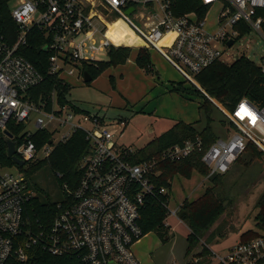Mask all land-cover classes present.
Returning <instances> with one entry per match:
<instances>
[{
    "label": "built area",
    "instance_id": "1",
    "mask_svg": "<svg viewBox=\"0 0 264 264\" xmlns=\"http://www.w3.org/2000/svg\"><path fill=\"white\" fill-rule=\"evenodd\" d=\"M174 0H17L11 17L17 35L9 45L0 36V140L14 144V155L28 166L49 156L59 142L80 131L90 143L83 158L77 187L61 188L64 199L56 202L49 225L32 218L31 199L21 174L15 175L0 165V264L14 257L28 259V251L38 247L54 257H75L83 264H140L132 246L143 237L142 210L149 197L166 195L169 189L158 186L157 167L162 161L179 162L201 150V140H186L160 153V159L132 162L137 149L117 143L116 135L98 112L70 103L60 104L52 93L46 101L34 102L28 92L43 81L42 74L19 51L33 30L44 36L50 74L83 76L84 65L96 62V54L122 45L155 49L182 77L202 92L196 75L221 61L223 48L241 37L247 26L264 39V0H200L208 10L177 14ZM220 5L214 25L208 12ZM133 10L127 14L129 8ZM117 21L143 42L115 41L107 36L108 26ZM139 25H138V24ZM117 34V33H116ZM161 41H165L162 43ZM231 44V45H232ZM262 52V46L251 57ZM240 56H236L238 58ZM249 57V58H251ZM257 65L264 75V56ZM256 63V62H255ZM84 77V76H83ZM213 101V100H212ZM234 125L225 138H217L202 154L201 161L212 174L225 173L253 143L264 154V103L260 106L243 98L232 110L213 101ZM120 126L125 125L119 120ZM46 130L47 143L38 147L33 136ZM62 130L58 139L55 132ZM166 209L167 220L177 209ZM171 216V217H170ZM217 264H264V236L258 235L225 250L211 251Z\"/></svg>",
    "mask_w": 264,
    "mask_h": 264
},
{
    "label": "trees",
    "instance_id": "2",
    "mask_svg": "<svg viewBox=\"0 0 264 264\" xmlns=\"http://www.w3.org/2000/svg\"><path fill=\"white\" fill-rule=\"evenodd\" d=\"M11 0H0V36L11 45L17 35V25L11 17L9 6ZM173 8L177 14L195 11L202 17L208 10L200 0H174ZM241 36L250 32L247 26H241ZM142 41L138 42L140 46ZM44 36L37 30L31 31L27 37V44L20 47V53L29 60L35 68L42 74L43 81L28 92V96L34 102L46 101L52 93L56 95L57 102L60 104L70 103L67 98L70 85L56 75L50 74L48 70V53L43 49ZM136 45L137 42H130ZM133 47L119 46L111 47L107 51L108 61H96L84 65V72L87 71L92 80L110 67L124 64ZM135 57L136 65L145 70H151L150 52L145 47H137ZM196 82L203 92L190 83V87H185L183 82L173 85L172 90L180 94H194L199 98L198 111L200 117L195 122L176 121L171 127L160 135L153 137L143 147L130 156L132 162H141L149 159H160V153L167 147L174 144H182L186 140H201L202 146L199 152L191 157L179 162L162 161L157 170L160 176L156 178L158 186H165L170 190L171 180L176 175L190 178L192 172H197L204 177H210L209 168L201 161L203 152L217 139L222 133L227 135L234 125L229 122L227 117L213 103L220 104L227 110H232L237 102L246 98L255 105L264 103V75L261 68L250 58L241 56L232 63L226 64L222 61L215 62L203 69L195 77ZM91 80V81H92ZM90 81V82H91ZM185 82V81H184ZM89 83V82H88ZM183 95V94H182ZM213 100V101H212ZM222 118L218 119L217 115ZM217 124V125H216ZM222 131V133H220ZM50 133L46 130L38 131L33 140L38 147L47 143ZM4 139L0 140V165L19 167L7 155ZM90 150V143L85 139L82 132L77 131L65 142H59L45 159L39 160L28 166L27 172H32L47 166L59 187L66 184L74 190L81 178V162ZM264 156L253 143H247L244 151L232 163L234 169H228L225 173L217 174L211 181L212 187L194 200L184 199L180 204L177 216L182 220L188 229L186 237L187 246L185 255L192 252L193 248L201 241L204 235L214 226L224 213V202L231 200L230 187L239 188L240 183L246 186L256 175L261 174V159ZM255 166L261 169H251ZM264 168V167H263ZM249 171V172H247ZM242 179V181H241ZM241 181V182H240ZM35 196L31 199L32 218L38 219L45 225H49L56 211V202H51L45 191L35 183L33 184ZM237 190V189H236ZM168 199L166 195H155L149 197L142 210L140 226L143 234L154 231L164 238L168 234L169 227L164 226L166 209L163 202ZM255 207L257 212L254 216L255 230H248L241 234L240 241L250 240L258 235L264 236V190L257 200ZM194 264H209L211 261V251L203 245L196 253ZM5 264H83L75 257H54L48 255L38 247L28 251V259L20 262L14 257L9 258Z\"/></svg>",
    "mask_w": 264,
    "mask_h": 264
},
{
    "label": "rangeland",
    "instance_id": "3",
    "mask_svg": "<svg viewBox=\"0 0 264 264\" xmlns=\"http://www.w3.org/2000/svg\"><path fill=\"white\" fill-rule=\"evenodd\" d=\"M16 4L17 0H11L10 9H13ZM219 9L220 5L215 4L209 10L207 16L210 24L214 25ZM110 25L111 28H109L112 31L108 30V35L115 41L130 43L133 40H139L129 29L122 26L121 21ZM260 46H262V52L255 57L256 64L259 62V56H264V39L259 33L250 31L237 38L229 47L223 48L221 61L230 64L236 56L249 58ZM136 48L133 47L134 50L124 64L106 69L89 83L85 82L84 77L77 72L62 75L70 85L67 98L86 111L103 115L105 123L116 135L117 143L133 149L146 145L150 139L171 127L175 119L194 122L200 117L199 98L196 95L181 92L182 95L172 90L173 85L179 82H183L185 87H190V83L184 82L182 75L152 48L149 49L151 70L148 72L142 70L135 63ZM145 48L148 49V47ZM96 60L108 61L107 52L97 53ZM217 116L218 119L222 118L219 114ZM120 119L125 121V125L120 126ZM61 132L62 130L55 132L53 138L58 139ZM225 136L222 133L221 137L225 138ZM260 161L264 167V156ZM263 167L262 173L256 175L248 182V185L243 186L244 183H240L239 188L230 187L231 200L224 202V213L190 254L185 255L186 237L189 232L186 224L179 218L170 216L171 218L167 220L170 227L166 239L154 231H149L132 246L139 263L194 264L197 258L196 253L204 244L215 253H224L225 250L237 244L242 233L256 229L255 204L264 190ZM27 168L28 164L22 169L15 165L8 167L13 174H21L26 186L33 191H35L33 184L37 183L51 202H60L65 198L61 189L64 184L59 187L47 166L29 173ZM229 169H234V166L231 165ZM251 169L261 168L255 166ZM170 183L167 199L170 209H177L186 198L196 199L207 188L213 186L208 177L195 171L190 178L176 175ZM209 264H217V262L211 260Z\"/></svg>",
    "mask_w": 264,
    "mask_h": 264
},
{
    "label": "water",
    "instance_id": "4",
    "mask_svg": "<svg viewBox=\"0 0 264 264\" xmlns=\"http://www.w3.org/2000/svg\"><path fill=\"white\" fill-rule=\"evenodd\" d=\"M132 10H133L132 7L129 8V9L126 11L127 14L130 13ZM227 44H228V45H231V44H232V40H229V41L227 42ZM250 60L252 61V60H253V57H251ZM83 76H84V81L87 82V83L90 82V81L92 80L91 75H90L87 71L84 72ZM5 135H6L7 137H10V133H8L7 131H5ZM7 137L4 138V142H5V144H6V149H7L6 151H7V155H8V157H10V158H11V159H12V160H13V161H14L19 167L24 166V161L21 160V159H19L17 156L14 155V144H13V142H12L9 138H7ZM215 176H216L215 173L212 174V175H210V177H209L210 181H211ZM166 238H167V237L165 236L164 239H166Z\"/></svg>",
    "mask_w": 264,
    "mask_h": 264
},
{
    "label": "crops",
    "instance_id": "5",
    "mask_svg": "<svg viewBox=\"0 0 264 264\" xmlns=\"http://www.w3.org/2000/svg\"><path fill=\"white\" fill-rule=\"evenodd\" d=\"M133 41H134V40H133ZM135 42H137V44H136V45H139V43H138V42H139V40H138V41H137V40H135ZM149 49H150V48H148V50H149ZM178 120H181V121H184V122H187V123H190V122H191V121H186V120H182V119H175V120H174V123H175L176 121H178ZM196 121H197V120H196ZM194 122H195V121H194ZM174 123H173V124H174ZM173 124H172V125H173Z\"/></svg>",
    "mask_w": 264,
    "mask_h": 264
},
{
    "label": "bare ground",
    "instance_id": "6",
    "mask_svg": "<svg viewBox=\"0 0 264 264\" xmlns=\"http://www.w3.org/2000/svg\"><path fill=\"white\" fill-rule=\"evenodd\" d=\"M109 27L111 28V25L108 26V30H109V31H112V29H110ZM106 34H107V36L109 37V35H108V31H107ZM161 42L164 43L165 41H161Z\"/></svg>",
    "mask_w": 264,
    "mask_h": 264
}]
</instances>
